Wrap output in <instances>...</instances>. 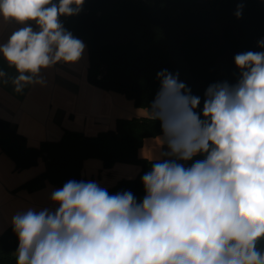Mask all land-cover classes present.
Returning a JSON list of instances; mask_svg holds the SVG:
<instances>
[{
  "label": "clouds",
  "instance_id": "1",
  "mask_svg": "<svg viewBox=\"0 0 264 264\" xmlns=\"http://www.w3.org/2000/svg\"><path fill=\"white\" fill-rule=\"evenodd\" d=\"M84 3L0 0V26L21 25L0 43L16 73L0 69V85L11 79L23 93L46 85L43 74L56 65L75 66L85 44L61 18ZM243 9L238 0L236 19ZM257 47L234 56L236 82L209 85L200 112L201 98L178 73L158 72L146 115L160 122V155L152 153L141 177L142 201L129 190L110 194L96 181L69 180L51 190L52 208L12 215L15 264H264V38Z\"/></svg>",
  "mask_w": 264,
  "mask_h": 264
},
{
  "label": "trees",
  "instance_id": "2",
  "mask_svg": "<svg viewBox=\"0 0 264 264\" xmlns=\"http://www.w3.org/2000/svg\"><path fill=\"white\" fill-rule=\"evenodd\" d=\"M238 0H85L81 12L62 20L82 40L88 52L87 81L102 90L123 95L135 108L146 110L160 82L157 73H178L191 94L201 98L213 83L234 84L238 72L234 56L261 51L264 38V0H244L240 19ZM162 135L159 121L147 117L118 118L113 129L95 135L64 130L57 141L28 145L14 125L0 119V152L14 171L30 169L42 161L45 169L16 190L32 193L47 184L61 188L69 180H84L85 160L97 159L103 168L116 163L140 167L138 175L108 188L110 194L131 191L138 201L145 192L142 175L150 159L139 156L148 138ZM197 155L194 160L201 159ZM184 162L191 166L194 162ZM18 240L9 226L0 235V264H15ZM264 249V244L259 245Z\"/></svg>",
  "mask_w": 264,
  "mask_h": 264
},
{
  "label": "crops",
  "instance_id": "3",
  "mask_svg": "<svg viewBox=\"0 0 264 264\" xmlns=\"http://www.w3.org/2000/svg\"><path fill=\"white\" fill-rule=\"evenodd\" d=\"M35 28V25H32ZM21 25L0 26V43H6L9 36ZM88 52L85 46L81 60L75 66L56 65L43 75L46 85H30L23 93H16L11 79L0 85V119L14 125L17 132L26 138L28 145L38 146L43 141H57L64 130L95 135L99 131L113 129L118 118L147 117L146 110L135 108L133 102L123 95L105 91L87 81ZM0 69L9 78L15 70L0 57ZM148 138L139 150V156L151 159L152 153L160 155V142ZM166 150V149H164ZM12 161L0 152V233L10 225L11 217L17 211L28 207L37 209L53 205L49 203L52 189L58 187L47 184L43 189L28 193L16 190L22 183L45 169L42 161L38 165L14 171ZM140 167L116 163L103 168L97 159L85 160L81 175L85 181H96L102 187L110 188L122 180L135 178ZM1 235V234H0Z\"/></svg>",
  "mask_w": 264,
  "mask_h": 264
},
{
  "label": "built area",
  "instance_id": "4",
  "mask_svg": "<svg viewBox=\"0 0 264 264\" xmlns=\"http://www.w3.org/2000/svg\"><path fill=\"white\" fill-rule=\"evenodd\" d=\"M61 22L63 23L64 27L66 28V25L64 24L62 18H61ZM35 29V28H34ZM67 29V28H66ZM68 30V29H67ZM71 32V31H70Z\"/></svg>",
  "mask_w": 264,
  "mask_h": 264
}]
</instances>
